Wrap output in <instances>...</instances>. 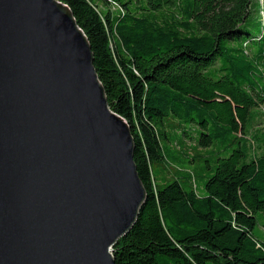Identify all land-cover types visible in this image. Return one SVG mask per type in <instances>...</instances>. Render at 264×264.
I'll return each instance as SVG.
<instances>
[{"label":"trees","instance_id":"1","mask_svg":"<svg viewBox=\"0 0 264 264\" xmlns=\"http://www.w3.org/2000/svg\"><path fill=\"white\" fill-rule=\"evenodd\" d=\"M60 1L90 42L111 110L130 126L147 191L136 224L113 248L115 264H264L255 235L264 148L247 156L231 112L232 103L243 107L246 136L264 104V6L255 3L262 28L253 33L252 0ZM183 125L200 128L197 147L236 148L214 167L203 159L201 186L190 175L158 185L152 165L165 159L162 140Z\"/></svg>","mask_w":264,"mask_h":264},{"label":"water","instance_id":"2","mask_svg":"<svg viewBox=\"0 0 264 264\" xmlns=\"http://www.w3.org/2000/svg\"><path fill=\"white\" fill-rule=\"evenodd\" d=\"M94 61L60 0H0V264H115L145 205Z\"/></svg>","mask_w":264,"mask_h":264},{"label":"rangeland","instance_id":"3","mask_svg":"<svg viewBox=\"0 0 264 264\" xmlns=\"http://www.w3.org/2000/svg\"><path fill=\"white\" fill-rule=\"evenodd\" d=\"M254 4L251 6L250 17L246 23V27L253 33H259L261 30V22L259 20L258 2L264 6V0H252ZM257 3V5L255 4ZM217 96L222 102L227 104L230 100L228 96L219 91ZM231 112L235 116V123L233 124V131L236 135L242 136L241 140L244 143L246 154L248 157L254 156L264 148V104L258 109H254L248 123V135L243 136L245 125L237 118V112L243 109L242 106L232 103ZM176 125V123H173ZM194 130L190 139L184 134L185 131ZM169 129V139L162 140L164 147L165 159L163 162L154 163L152 165L157 184L161 185L173 181L177 177H188L187 175L194 176L198 186L202 185L201 176L204 174L202 167H207L203 159L207 158L211 166H215V158L217 156H227L229 151L236 148L219 147L218 144L215 148L202 149L197 147L195 143L198 140V131L200 129L196 125L187 127L183 125L174 130ZM191 131V130H190ZM191 135V134H188ZM195 139V140H194ZM261 146V147H260ZM263 147V148H262ZM221 150V152H220ZM203 157V158H202ZM205 162V163H204ZM194 179V178H193ZM255 235L264 240V216L258 215V223L255 227Z\"/></svg>","mask_w":264,"mask_h":264},{"label":"built area","instance_id":"4","mask_svg":"<svg viewBox=\"0 0 264 264\" xmlns=\"http://www.w3.org/2000/svg\"><path fill=\"white\" fill-rule=\"evenodd\" d=\"M262 15H264L263 11H262Z\"/></svg>","mask_w":264,"mask_h":264}]
</instances>
